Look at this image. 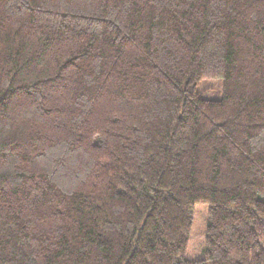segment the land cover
<instances>
[{
    "label": "trees",
    "instance_id": "1",
    "mask_svg": "<svg viewBox=\"0 0 264 264\" xmlns=\"http://www.w3.org/2000/svg\"><path fill=\"white\" fill-rule=\"evenodd\" d=\"M0 264H264V0H0Z\"/></svg>",
    "mask_w": 264,
    "mask_h": 264
},
{
    "label": "rangeland",
    "instance_id": "2",
    "mask_svg": "<svg viewBox=\"0 0 264 264\" xmlns=\"http://www.w3.org/2000/svg\"><path fill=\"white\" fill-rule=\"evenodd\" d=\"M197 91L204 99L219 100L223 95V82L221 80L203 81L197 87ZM208 210L209 206L205 203H199L194 207L186 252V258L189 260H199L204 257Z\"/></svg>",
    "mask_w": 264,
    "mask_h": 264
}]
</instances>
